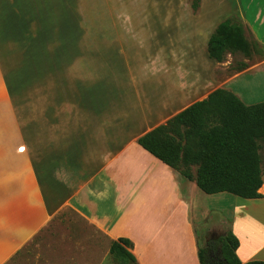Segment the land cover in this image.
<instances>
[{
  "label": "crops",
  "instance_id": "obj_1",
  "mask_svg": "<svg viewBox=\"0 0 264 264\" xmlns=\"http://www.w3.org/2000/svg\"><path fill=\"white\" fill-rule=\"evenodd\" d=\"M242 1L248 10L256 3ZM220 4L203 0L193 15L190 8L122 0V22L72 17L70 36L56 39L53 55L46 56L54 85L46 91L53 102L45 105L44 123L40 109L41 151L54 158L65 184L72 181L66 204L108 243L129 240L136 264H200L196 224L208 214V195L195 182L197 166L185 178L138 139L218 89L245 106L264 98V58L226 76L208 56ZM256 5L262 21L250 28L264 30V1ZM241 78L242 85L233 84ZM14 143L0 133V147L6 148L0 154V264L48 218L31 165ZM258 193L263 198L209 196L228 204L219 209L231 212L228 231L238 241L241 264L264 262V175Z\"/></svg>",
  "mask_w": 264,
  "mask_h": 264
},
{
  "label": "rangeland",
  "instance_id": "obj_2",
  "mask_svg": "<svg viewBox=\"0 0 264 264\" xmlns=\"http://www.w3.org/2000/svg\"><path fill=\"white\" fill-rule=\"evenodd\" d=\"M140 1L160 8L183 9H191L193 3V0H136V4ZM202 1L198 0L193 15L198 14ZM219 1V23L227 22L237 31L232 33L231 44L221 62L227 76L264 58V30L250 28L255 21H262L261 9L256 5L259 0L251 10L245 8L246 1ZM72 17L75 22L94 24L122 22V0H0V133L13 136L16 154L22 155L26 164L30 163L31 176L48 215L46 223L4 264H130L111 256L110 243L66 204L72 181L65 184L64 176L56 171L54 158L45 157L44 149L40 148V109L43 107L44 123L45 105L53 102V94L46 91L54 85V71L47 66L46 56L53 55L56 39L70 36ZM243 79L246 78L233 84L240 86ZM242 92H246L245 88ZM251 102L264 103V98ZM5 150L1 146L0 154ZM260 154L263 158L264 148ZM205 201L207 217L196 224L198 249H209V256L216 261L220 254L219 239L230 229L231 212L219 209L228 206L227 203L218 204L217 199L209 196Z\"/></svg>",
  "mask_w": 264,
  "mask_h": 264
},
{
  "label": "trees",
  "instance_id": "obj_3",
  "mask_svg": "<svg viewBox=\"0 0 264 264\" xmlns=\"http://www.w3.org/2000/svg\"><path fill=\"white\" fill-rule=\"evenodd\" d=\"M193 0L191 9H198ZM227 22L220 23L208 41V56L216 63L231 44ZM138 145L169 168L190 178L197 166L196 186L211 196L229 194L245 200L263 198L258 193L264 175V103L245 106L232 93L218 89L175 117L140 137ZM213 247V246H212ZM127 239L112 241L109 254L136 264ZM211 248V247H210ZM238 241L227 231L219 239V260L210 250H198L200 264H241L236 256ZM245 264H264L251 261Z\"/></svg>",
  "mask_w": 264,
  "mask_h": 264
}]
</instances>
